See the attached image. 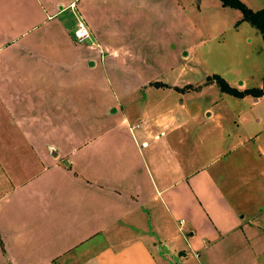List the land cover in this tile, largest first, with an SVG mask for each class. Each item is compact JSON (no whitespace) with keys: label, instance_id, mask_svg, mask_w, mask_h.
Masks as SVG:
<instances>
[{"label":"crops","instance_id":"crops-1","mask_svg":"<svg viewBox=\"0 0 264 264\" xmlns=\"http://www.w3.org/2000/svg\"><path fill=\"white\" fill-rule=\"evenodd\" d=\"M204 1L218 3L209 9L227 31L242 19L220 0ZM241 1L264 10L255 9L256 0ZM67 14L76 15L69 26ZM228 15L238 19L226 28ZM116 17L128 48L123 52L110 44L120 38ZM78 18L89 27L93 46L75 40ZM165 19L182 31L179 53L195 51L202 40L180 0H0V264H189L200 252L215 264L221 248L231 254L228 261L240 254L256 259V232L210 176L188 173L168 183L144 153L161 132L179 131L193 117L178 104L161 116L129 107L139 100V108L147 107L151 95L180 88L160 83L145 59H163ZM49 23L48 35L36 36ZM251 29L258 52L264 51L261 35ZM119 67L137 76L135 84L110 93L102 106L91 103L93 115L83 117L78 94L94 88L99 72ZM135 120L143 129L133 130Z\"/></svg>","mask_w":264,"mask_h":264},{"label":"rangeland","instance_id":"rangeland-1","mask_svg":"<svg viewBox=\"0 0 264 264\" xmlns=\"http://www.w3.org/2000/svg\"><path fill=\"white\" fill-rule=\"evenodd\" d=\"M180 1L192 17L198 30L197 39L202 42L195 51L185 50L179 53V48L175 47L182 41V31L172 21L165 19L163 59H155L149 54L145 57L149 60V72L156 74L160 83H171L180 88L177 93L161 91L156 98L151 95L147 107L137 106L141 100L137 105L129 107L137 114L150 110L154 115L161 116L168 108L178 104V107L185 106L191 112L193 117L185 127L167 135L161 132L163 138H159L160 141H149L144 153L154 166L159 167L158 173L161 172L168 183L176 184L186 178L188 173L210 176L227 195V200L239 210L243 224L251 232H256L253 234L254 247L259 246L252 249L254 254H258L254 262L246 261L247 258H243L242 254L239 260L228 261L231 254L227 253L226 248H221L222 256L215 264H264V98H258V101L252 96L237 98L223 93L216 82L211 84V79L219 76L236 89L242 83L246 84V89H261L264 79V51L258 52L255 38L246 31L252 30L250 23H243L241 19L228 15L226 28L228 23L238 19L235 29L227 31L225 26L220 25V19L209 9V4L218 3L204 0ZM258 2L256 0L255 9L264 6ZM74 5L72 11L76 9V4ZM65 17L67 26L76 21V15L67 14ZM116 19L115 30L120 33V38L117 35L110 44L123 52L128 48L124 41L123 26L117 17ZM50 28V23L40 25L36 36L48 35ZM240 28H244V35L237 41ZM62 31L64 33L66 28L54 29L52 36H60ZM170 49L171 52L176 49L174 55L169 53ZM148 65L146 64L145 69ZM127 74L121 67L109 73L99 72L94 78V88L78 94V100L84 101V104L78 102L84 108L83 117L93 115L91 103L94 106L100 103L102 106L110 99V93L118 95L120 88L123 92L125 87L128 89L127 85L133 86L137 76L130 74L128 77ZM191 84L197 86L194 88ZM139 96L144 97V92ZM170 96L175 98L172 104L166 100ZM153 103H158L157 108ZM184 116L180 113L175 115L179 119ZM138 121H133V130L143 129L144 126ZM86 124L83 125L84 133L85 136H90L88 134L93 131L87 129ZM179 139H182L180 141L183 144L179 143ZM156 152H163V155L158 156ZM178 152L180 156L175 157ZM178 166L182 171H178ZM154 174L158 177L155 170ZM199 255L200 259L194 257L189 264H209L202 252ZM179 264L188 263L180 261Z\"/></svg>","mask_w":264,"mask_h":264},{"label":"trees","instance_id":"trees-1","mask_svg":"<svg viewBox=\"0 0 264 264\" xmlns=\"http://www.w3.org/2000/svg\"><path fill=\"white\" fill-rule=\"evenodd\" d=\"M225 7H231L238 9L242 13L243 22H248L253 28H255L261 35L264 41V10L254 11L250 9L245 3L241 0H220ZM212 80V81H211ZM211 83L216 82L218 87L223 93L235 96L237 98H244L246 96H252L254 98L264 97V79L263 87L261 89H246L239 90L231 87L224 79L219 76H214L211 79Z\"/></svg>","mask_w":264,"mask_h":264},{"label":"built area","instance_id":"built-area-1","mask_svg":"<svg viewBox=\"0 0 264 264\" xmlns=\"http://www.w3.org/2000/svg\"><path fill=\"white\" fill-rule=\"evenodd\" d=\"M71 8H75V5L72 4ZM74 38L79 44L94 45L92 41V33L82 18H78L77 20V28L74 32Z\"/></svg>","mask_w":264,"mask_h":264}]
</instances>
